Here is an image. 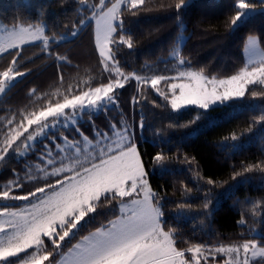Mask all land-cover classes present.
Here are the masks:
<instances>
[{
	"label": "snow or ice",
	"instance_id": "1",
	"mask_svg": "<svg viewBox=\"0 0 264 264\" xmlns=\"http://www.w3.org/2000/svg\"><path fill=\"white\" fill-rule=\"evenodd\" d=\"M79 4L80 11L87 14L81 15L70 35L75 38L82 29L94 25V48L107 82L92 86L90 78L83 82V88L69 85L66 94L55 100L41 97L47 102L38 110L21 111L18 120L13 114L0 121V168L13 160L23 163L20 171L11 170L12 179L0 184V264H264V235L213 246L181 239L174 228L166 227L164 197L150 182L132 127L120 119L110 121L104 131L91 120L93 111H89L117 110L118 90L133 81L137 93L132 97L133 106L146 101L145 93L150 89L176 112L196 106L206 113L212 106L240 101L246 94L264 97V35L248 36L243 50L245 63L235 73L221 77L192 66L182 52L187 38L181 31L168 58L160 61L164 72L170 71L168 64H172L174 74L142 75L126 72L118 54L135 46L125 29V15L150 11L149 0H79ZM188 6L185 0L174 5L180 29V10ZM234 8L230 25L235 29L257 10L264 15V0H236ZM48 31L42 21H17L10 27L0 24V59L5 54L11 57L0 68V97L27 74L21 70L26 45L42 44L41 50L54 56L58 67L72 64L68 56L48 47L50 42L59 45L68 41V36L48 35ZM59 79L63 83L62 74ZM35 93L33 89L29 96ZM84 116L91 123V138L81 130ZM259 119L264 121V115ZM138 127L143 129V118ZM69 130L79 139L64 134ZM237 138L235 133L225 137ZM33 157L35 163L30 162ZM165 160L162 151L151 157L161 169ZM253 171L264 173V161L244 166L233 179ZM206 183L213 185L215 181L207 179ZM184 190L191 191L186 186ZM251 203L249 211L254 216L261 205ZM204 207H208L207 200ZM104 209L111 218L81 235L98 216L108 215ZM243 217L242 213L240 225L247 223Z\"/></svg>",
	"mask_w": 264,
	"mask_h": 264
},
{
	"label": "trees",
	"instance_id": "2",
	"mask_svg": "<svg viewBox=\"0 0 264 264\" xmlns=\"http://www.w3.org/2000/svg\"><path fill=\"white\" fill-rule=\"evenodd\" d=\"M92 2L94 0H89ZM176 2L149 0L150 11L138 16L125 15V29L135 42L133 49L123 48L118 54L126 72H140L161 65L159 72L170 75L171 69L164 72L165 66L160 61L168 58L174 41L183 31L188 37L182 52L194 68H204L210 75H231L245 63L243 50L247 37L264 35V15L259 11L235 29L230 25L236 0H185L189 6L180 10L183 24L180 29L174 7ZM80 7L79 0H0V23L8 26L17 21L46 23L48 35L68 36V41L59 45L50 42L49 49L68 56L72 62L58 67L54 56L41 50L42 44L26 45L21 70L27 74L18 78L7 95L0 97V121L13 114L18 120L21 111L38 110L47 99L55 100L66 94L69 85L83 88V82L90 78L92 86L107 82V73H102L98 65L93 25L82 29L75 38L70 35L81 15L87 14L82 13ZM10 59L5 54V58L0 59V68ZM61 74L63 83L59 79ZM33 89L36 93L29 96ZM255 90L260 89L255 87ZM118 93L119 108L93 112L91 120L104 131L108 130L110 121L115 123L120 119L132 127L139 139L137 145L149 170L150 182L164 197L161 203L165 206L166 227L174 228L181 239L213 246L239 243L242 238L259 239L264 235V173L253 171L233 179V174L242 172L244 166L264 161V121L259 119L264 115V97L246 94L240 101L217 105L204 113L197 107L173 111L150 89L145 93L148 99L133 106L132 97L137 94L134 81ZM152 101L161 106L156 107ZM197 113L203 114L195 123H190ZM141 118L143 129L138 127ZM80 125L91 137L88 116L83 117ZM233 133L238 137L235 141L225 139ZM64 134L70 139H79L71 130ZM161 151L166 156L163 169L151 162V157ZM30 162L35 163V157ZM22 168L23 163L15 160L0 168V184L12 179V169L20 171ZM207 179L215 183L208 185ZM185 186L191 191L186 192ZM206 200L207 208L204 207ZM251 202L261 205L254 216L249 211ZM180 204L185 207L181 209ZM104 212L108 215L98 216L81 235L111 218L108 209ZM242 213L246 225L238 223Z\"/></svg>",
	"mask_w": 264,
	"mask_h": 264
},
{
	"label": "rangeland",
	"instance_id": "3",
	"mask_svg": "<svg viewBox=\"0 0 264 264\" xmlns=\"http://www.w3.org/2000/svg\"><path fill=\"white\" fill-rule=\"evenodd\" d=\"M259 10H257V11H255V12H253L252 13V15H254L256 12H258ZM251 15V16H252ZM0 24H4V23H0ZM4 25H6V24H4ZM6 26H8V25H6ZM8 27H10V26H8ZM93 28H94V25H93ZM93 33H94V29H93ZM183 36L184 37H188V35L185 33V32H183ZM187 40V39H186ZM181 47H183V45L181 46ZM245 61H246V56H245ZM169 65V69H172L173 68V65L172 64H168ZM162 69V67H161V65L160 66H156V67H151V68H149V67H147V69H145L144 71H138L137 73L138 74H142V75H151V74H153V73H155V72H159L160 70ZM169 74L170 75H173L174 74V71H170L169 72ZM119 91V90H118ZM188 107H196V106H188ZM188 107H186V108H188ZM212 107H214V106H212ZM211 108V107H210ZM183 110V109H182ZM89 111H93V112H98V111H94V110H89ZM103 130V129H102ZM91 138V137H90ZM133 140L138 144V140L139 139H137V137H136V135H135V133L133 132ZM218 259H220L219 257H218Z\"/></svg>",
	"mask_w": 264,
	"mask_h": 264
}]
</instances>
